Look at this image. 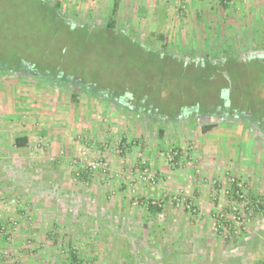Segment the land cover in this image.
<instances>
[{
  "label": "rangeland",
  "instance_id": "374dc122",
  "mask_svg": "<svg viewBox=\"0 0 264 264\" xmlns=\"http://www.w3.org/2000/svg\"><path fill=\"white\" fill-rule=\"evenodd\" d=\"M57 2L0 0L1 114L6 109L3 102L5 91H14L13 95L18 97V91L24 90L31 103L37 104V100L42 99L44 103L50 100L61 101V104L70 102L73 94L79 97L90 95L86 90L91 87L94 96L102 94L108 100L112 99L114 104L109 102L111 106L124 111L131 108L135 113L146 114L152 123L157 120L156 130L167 122V118L178 115L179 121L199 126L210 122H235L257 144L264 142V137L256 128H247L239 119L208 117L211 112L227 116L244 112L253 114V111L259 117L264 114V51L260 50L264 48V15L253 16L256 9H251L245 21L239 20L244 22L241 24L244 29L233 34L216 31L212 36L195 35V47L190 43L186 48L183 44H172L159 38L161 35L167 37L166 28L161 24L153 26L146 20L140 27L133 25L130 3H126L120 17L115 16L116 27L108 30L107 25L114 19L112 4L107 8L105 4L98 5L99 11L93 13L92 18L84 17L83 13H63L62 8L60 11L66 20L56 12ZM200 38L206 43L198 42ZM224 50L227 52L224 53ZM16 71L23 72L18 74ZM65 82L71 85L63 86ZM32 93H39L40 96L36 98ZM0 119L3 121L5 118L0 116ZM45 120L51 121L48 118ZM37 122L45 121H31L27 116L23 125L32 126ZM173 122L177 124L178 120ZM14 123L17 125L18 121ZM77 140H83V133L78 135ZM91 141L96 146V153L92 156H67L64 150L50 155L44 150L43 158L35 161L40 151H32L24 159L6 164L16 182V187L9 193L1 188L3 176L8 171L4 169V164H0V225L4 224L7 232L13 233L9 235L10 240L0 235V264L67 263L70 255L63 239V236H68L67 228L57 227L56 220L58 217H64L63 220L74 217L78 224H82L84 217L90 215L82 206L81 209L75 207L83 200L78 199L80 195L77 193L83 190L79 185H83L84 179H89L86 173L76 176L77 170L71 165L74 159H102L108 164L106 173L98 172L90 178L93 185L101 183V186L109 188L107 195L93 196L91 201L96 198L94 203L118 202L119 188L124 185L129 187L125 194L127 202L145 208L148 206L139 189L145 184H154V178L142 163L143 157L138 155V161L132 164L129 144L120 135ZM170 149L177 150L170 147L161 152L167 165L175 171L186 169L189 176H193V182L197 181L199 170L185 156L186 148L178 150L181 155L176 162H170L167 157ZM45 157L47 162L39 161H46ZM42 170L58 174L67 172L72 180L68 182L61 178L53 181L51 176L42 175ZM145 174L148 180L143 179ZM102 181L106 182L105 186ZM76 189L79 191L73 198L68 193ZM180 192L175 191L173 195ZM244 192L250 199L248 188L245 187ZM91 213L93 219L98 218L97 211ZM256 214L250 218L239 238L230 241H238L246 235L248 225ZM38 219L43 226L36 224ZM10 220L17 223L15 230ZM94 233L91 232L92 235ZM19 235H24L25 241L17 242L16 236ZM217 237L224 242L220 236ZM87 246L85 242L76 241V248L82 247L86 251L89 249ZM252 246L259 252L264 251V242L253 241ZM101 261L85 259L84 264L117 262L112 259ZM210 263L211 260L206 262ZM255 264H262V261L258 260Z\"/></svg>",
  "mask_w": 264,
  "mask_h": 264
},
{
  "label": "crops",
  "instance_id": "0c3cea01",
  "mask_svg": "<svg viewBox=\"0 0 264 264\" xmlns=\"http://www.w3.org/2000/svg\"><path fill=\"white\" fill-rule=\"evenodd\" d=\"M57 1L61 3L63 13H83L88 18L94 17L93 13L99 11L98 5L103 4L106 8L112 4L117 17H120L126 3H130L133 25L140 27L146 20L153 26L161 24L167 32V37H159L163 41L185 46L191 43L194 47L197 44L195 35L212 36L216 31L233 34L244 29L241 27L244 22L239 20L245 21L252 10L256 9L253 16L264 15V0H231L232 4L226 6L209 0ZM180 5L185 9L177 12ZM201 41L206 43L200 38L198 42ZM23 91H18V97L13 95L14 91H5L7 98L3 97L6 109L0 113L5 118L3 121L0 119V164H4L8 171L3 176V191L9 193L16 187L6 164L18 162L32 151H40L33 158L35 161L43 158L44 150L50 155L64 150L67 156H92L96 153V146L91 140L98 142L107 136H123L129 144L132 164L141 155L142 163L154 178V184L141 186L139 193L147 203L162 202L157 212L148 206L145 208L127 202L125 194L129 187L124 185L119 188V201L114 203L99 201L96 204V198L91 201L93 196L108 194L109 188L104 181L105 187L84 179L83 185H79L82 191L76 189L68 193L73 198L80 195L78 199H83L82 204L77 203L75 207L81 209L82 206L90 215L84 217L82 224H78L74 217L71 220L58 217L56 226L67 228L68 236H63V239L68 250L76 251L83 264L85 259H101V262L112 259L117 261L116 264H206L209 260L212 264H255L258 260L264 264V251L259 252L252 246L253 241L264 242V208L252 218L246 235L238 241L222 242L212 229L214 212L230 210L232 198L226 194L232 190L229 178L241 179L251 200L264 199V142L257 144L235 122L218 124L215 129L203 133L197 124L181 122L180 118L176 124L167 118L163 127L156 130L157 120L152 123L146 114L111 106L109 102L114 104V101L104 96L90 93L83 96L85 100L81 96L76 102L72 99L70 102L62 101L63 105L61 101L44 103L42 99L36 104L29 102L27 92ZM32 95L40 96L39 93ZM27 116L31 121L45 122L23 125ZM47 118L51 121L46 122ZM80 133H83V140L78 141ZM22 137H26L28 143L25 148H17L15 140ZM170 147L179 151L186 148L185 156L199 170L197 181L193 182V176L190 177L186 169L175 171L167 165L162 155ZM47 159L39 161L47 162ZM41 174L51 176L53 181L62 178L70 182L71 179L67 172L58 174L42 170ZM212 180L218 182L216 186L211 185ZM175 191L194 194L199 213L192 215L174 208L171 198ZM92 211H97L98 218L93 219ZM41 223L39 219L36 222L43 226ZM92 231H95L93 235ZM16 241H25L24 235L16 236ZM76 241L87 243L88 251L76 248Z\"/></svg>",
  "mask_w": 264,
  "mask_h": 264
},
{
  "label": "built area",
  "instance_id": "2783aa9c",
  "mask_svg": "<svg viewBox=\"0 0 264 264\" xmlns=\"http://www.w3.org/2000/svg\"><path fill=\"white\" fill-rule=\"evenodd\" d=\"M216 1L223 4H232L231 0H209ZM185 9L184 5H180L177 8V12H182ZM121 143V142H120ZM122 144V143H121ZM122 147V145H121ZM124 147V146H123ZM181 152L175 149H170L167 153V157L170 162H176L178 156ZM54 161V159H52ZM71 165L77 170L76 176L85 174L90 179L95 176L98 172L106 173L108 171V164L104 160H88V159H74ZM144 180H148V177H143ZM228 182L232 186L231 191H227L226 194L230 195L232 198L230 202V210H217L213 214V230L216 235L220 236L225 242L230 241L234 238H239L242 231L245 229L246 224L249 222L253 214L259 213L261 211V205H264V199L259 198L257 201L249 199L244 192V185L240 182V179L229 178ZM217 181L212 182L213 186L217 185ZM236 187V189L234 188ZM216 194V192H215ZM172 203L177 209H181L192 215L198 214L199 209L197 207L196 197L194 194L180 192L175 194L171 198ZM152 205L161 206L162 202H151ZM11 225L15 230L16 222L10 220ZM11 233V232H10ZM13 234V233H11ZM9 232L4 224L0 225V235L1 237L10 240Z\"/></svg>",
  "mask_w": 264,
  "mask_h": 264
},
{
  "label": "trees",
  "instance_id": "16d2710c",
  "mask_svg": "<svg viewBox=\"0 0 264 264\" xmlns=\"http://www.w3.org/2000/svg\"><path fill=\"white\" fill-rule=\"evenodd\" d=\"M223 6H226V4H223L221 3ZM62 9V5L61 3L57 2V5H56V12L59 14L60 17H64L63 13L60 11ZM117 12H116V8L113 9V18L111 20V22L107 25V28L108 30H113L115 27H116V19H115V16H116ZM64 19L67 20V18L64 17ZM261 51H264V48H261L260 49ZM223 52V51H222ZM227 51L224 50V53H226ZM223 56V55H222ZM220 57V58H225V57ZM218 58V59H220ZM214 59V58H213ZM217 59V60H218ZM226 59H228V57L226 56ZM19 73L23 72V71H16ZM28 72V71H27ZM26 71L24 73H27ZM29 74V73H28ZM71 82V81H70ZM70 82H65V83H62L63 86H67V85H71ZM76 85V84H74ZM88 90H86V92H90L91 93V90H93L91 87H87ZM97 91V90H96ZM98 94V92H97ZM102 95V94H99V96ZM103 96V95H102ZM78 97L79 95L78 94H73L72 95V101L76 102L78 100ZM112 101V99H109ZM264 112V111H263ZM212 113V112H211ZM209 113L208 117L211 118V117H225V118H229L230 120L232 119H239L241 121H243L245 124H246V127H251V125L253 123H256V124H260L262 125V127H264V114L263 116H257L256 113L253 111L252 113L253 114H248L246 112L244 113H233V114H230L229 116L227 115H223L222 113ZM211 116V117H210ZM168 119H171V120H178L179 119V116L178 115H175L174 117H169ZM218 126V123L217 122H210V123H207V124H204L201 126V131L203 133H208L210 132L211 130L215 129L216 127ZM28 143V140L26 137H22V138H17L15 140V146L17 148H25L26 144ZM236 189V187H234ZM258 199H254V201H257ZM261 210L264 208V205L262 204L261 206ZM148 208L149 209H155L156 212L160 210V207L159 206H155V205H152L151 202L148 203ZM69 260L67 261L66 264H83V261L79 259V255L76 251L72 250V249H69Z\"/></svg>",
  "mask_w": 264,
  "mask_h": 264
},
{
  "label": "flooded vegetation",
  "instance_id": "af4514ba",
  "mask_svg": "<svg viewBox=\"0 0 264 264\" xmlns=\"http://www.w3.org/2000/svg\"><path fill=\"white\" fill-rule=\"evenodd\" d=\"M251 126L258 130L260 136L264 137V127H262V125L253 123Z\"/></svg>",
  "mask_w": 264,
  "mask_h": 264
},
{
  "label": "water",
  "instance_id": "95a60500",
  "mask_svg": "<svg viewBox=\"0 0 264 264\" xmlns=\"http://www.w3.org/2000/svg\"><path fill=\"white\" fill-rule=\"evenodd\" d=\"M262 54H264V53H262Z\"/></svg>",
  "mask_w": 264,
  "mask_h": 264
}]
</instances>
